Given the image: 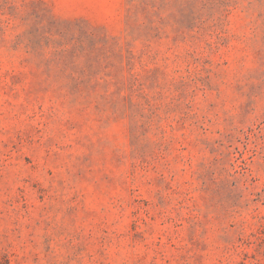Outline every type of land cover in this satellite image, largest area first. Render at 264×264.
I'll return each mask as SVG.
<instances>
[{
    "label": "rangeland",
    "instance_id": "374dc122",
    "mask_svg": "<svg viewBox=\"0 0 264 264\" xmlns=\"http://www.w3.org/2000/svg\"><path fill=\"white\" fill-rule=\"evenodd\" d=\"M0 264H264V0H0Z\"/></svg>",
    "mask_w": 264,
    "mask_h": 264
}]
</instances>
